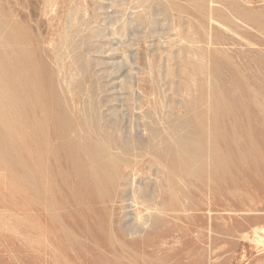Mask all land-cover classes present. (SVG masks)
<instances>
[{
  "label": "rangeland",
  "instance_id": "374dc122",
  "mask_svg": "<svg viewBox=\"0 0 264 264\" xmlns=\"http://www.w3.org/2000/svg\"><path fill=\"white\" fill-rule=\"evenodd\" d=\"M0 264H264V0H0Z\"/></svg>",
  "mask_w": 264,
  "mask_h": 264
},
{
  "label": "bare ground",
  "instance_id": "6f19581e",
  "mask_svg": "<svg viewBox=\"0 0 264 264\" xmlns=\"http://www.w3.org/2000/svg\"><path fill=\"white\" fill-rule=\"evenodd\" d=\"M59 124V123H58ZM60 125V124H59ZM189 134H191L189 132ZM188 134V135H189ZM61 150V149H60ZM79 150V149H78ZM83 155V154H82ZM84 159V158H83ZM77 161L79 163V158H77ZM82 170V169H81ZM84 177V176H83ZM85 181L86 184L89 185L93 182L95 183H101L103 186H109L110 185V180L104 176L99 170L98 168H95L94 173L91 175H87L85 174Z\"/></svg>",
  "mask_w": 264,
  "mask_h": 264
}]
</instances>
